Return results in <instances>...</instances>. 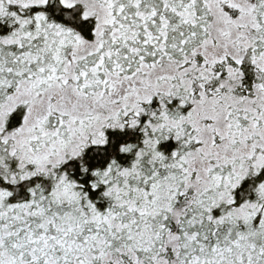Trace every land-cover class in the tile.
<instances>
[{
	"label": "snow or ice",
	"instance_id": "obj_1",
	"mask_svg": "<svg viewBox=\"0 0 264 264\" xmlns=\"http://www.w3.org/2000/svg\"><path fill=\"white\" fill-rule=\"evenodd\" d=\"M0 264H264V0H0Z\"/></svg>",
	"mask_w": 264,
	"mask_h": 264
}]
</instances>
